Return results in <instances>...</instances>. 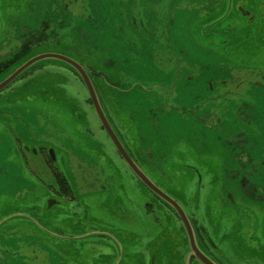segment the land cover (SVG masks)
Instances as JSON below:
<instances>
[{
	"label": "rangeland",
	"instance_id": "374dc122",
	"mask_svg": "<svg viewBox=\"0 0 264 264\" xmlns=\"http://www.w3.org/2000/svg\"><path fill=\"white\" fill-rule=\"evenodd\" d=\"M197 4L192 0H0V81L30 57L47 52L63 54L113 78L118 86V91L113 93H108L105 85L97 80L102 101L124 144L138 157L145 175L173 198L185 214L195 218L196 223L204 219L225 260L233 264H264L260 253L244 254L237 244L234 235L248 223L247 219L239 221L224 200L221 205L210 204L209 199L219 196L220 191H228L236 198L233 177L222 179L216 170L205 174L203 164H192V159L186 161L184 157L188 149L197 150L204 136L211 134L203 133V118L199 113L202 101L194 94V84L184 82L193 69L187 73L181 68L183 62L179 61V55L183 47L180 42L179 45L174 42V63L168 68L167 75L166 56L159 54L153 58L148 55L153 50L147 44L151 39L165 38L168 22L173 23L174 37H187L188 31L189 38H195L192 45L197 51L215 53L207 40L201 42L207 34L204 21L199 17L201 13L196 12ZM150 7L158 12L159 26H154L153 30L146 25L148 21L135 13L140 8L149 15ZM166 11L172 12L170 19H167ZM133 21L137 29H134ZM111 22H128L129 25L118 29L116 25L109 26ZM237 46L239 50L234 49ZM221 47L223 56L235 54L234 58L238 59L237 53H242L243 45L229 42ZM109 54H113L112 58ZM39 63L34 67L37 71L21 73L0 94V118L12 119L9 130L0 128V220H10L0 226V264H39V253L53 252V240H56L48 237L43 228L54 236H76L68 242L77 245L85 243L87 238L96 240V235H107L108 231L122 228L136 234L137 241L131 247L133 252L146 249L155 229L148 225L145 201L153 203L154 213L159 217L169 211L114 159L113 149L100 132L94 115L83 104L86 96L79 80L54 60L45 59ZM37 79L40 86L49 89V94H41L29 87ZM184 86H187L184 90L188 99L178 102ZM58 92L62 99L64 95L71 99L55 100ZM244 109L242 119H238L233 128L240 129L246 136L254 134L253 148L264 154V94L253 93ZM248 109L252 110L249 112ZM247 114L255 117V121H244ZM13 135L31 142H44L58 152L57 155L67 157L71 165L79 163L83 169L86 165L82 157L88 155L94 169L87 167L86 171L106 175L105 167L109 168L112 172L110 182L115 183L109 187L112 191L95 190L83 195L78 206L60 210L57 225L44 223L43 227V222L32 216L41 208L42 191L37 181L24 172L22 164H15L17 154ZM213 139L210 141L214 143ZM221 140L226 142L224 138ZM185 163L196 168L202 183H198L197 175L183 165ZM209 165V162L205 163V166ZM228 166L224 165V170ZM215 178L223 182V189L219 190L221 186L218 189L214 183L206 190L205 182L212 183ZM109 198L117 199L105 210L104 200ZM21 214H29L28 220ZM162 219L165 226L166 219ZM250 223L248 230L254 240L247 245L256 250L264 245V228L255 216L250 217ZM109 241L115 242L114 238ZM92 242L95 247L100 245Z\"/></svg>",
	"mask_w": 264,
	"mask_h": 264
},
{
	"label": "flooded vegetation",
	"instance_id": "af4514ba",
	"mask_svg": "<svg viewBox=\"0 0 264 264\" xmlns=\"http://www.w3.org/2000/svg\"><path fill=\"white\" fill-rule=\"evenodd\" d=\"M192 3H198L196 12L201 13L199 17L202 22L204 21L202 24H204V32L207 34V38H202L201 42L207 40V44L214 47L213 50L215 53L204 54L202 51L200 52V50L197 51L193 46L195 38L190 39L188 31L187 37H174L173 23L167 21L168 25L166 23L167 30L165 38L163 36L158 38L160 41L151 39V43L147 44V47L153 50V52L150 51L148 55H153V58L159 54H164L166 56L167 64L165 67V74L167 75L168 68H171L174 63V42H176L177 45H179L178 42H180L183 47L182 53L179 55V61L184 63H182L181 68H184L187 73H191V69H193L192 74L187 75L184 82L194 84V94L197 95L198 100L202 101L199 113L203 118V122L201 123L203 133L207 131L213 135H207L209 137L204 136L200 146L197 147L196 144L197 150L190 148L189 151L188 149L184 157L186 161L188 158L192 159V164H203L205 167V174H210L212 170H216L217 174L221 176L220 178L222 179H225V176L233 177V188L235 189L236 198L228 191L224 193L220 191L219 196L209 199L210 204L213 202V204L217 203L221 205L224 201L226 203L228 202L234 210L233 214L239 217V221L247 219L248 223L241 226L234 235L237 244L239 247H242V253L247 254L256 251L260 253L259 255L264 259V245L256 250L249 247L250 245H247L252 244L254 240L252 238L253 235H251L248 230L251 224L250 217L255 216L261 220V225L264 228V154H260L258 151L254 150L252 143L255 137L254 134L246 136L240 129L236 130L233 128L236 127L235 125L238 119H242L241 115L244 114L245 110L244 105L252 100L253 93L264 94V0H192ZM126 8L127 7H125V9ZM148 10L151 11L149 15L144 14L140 8H138L135 13H138L144 20L148 21L146 25H149L153 30V27H157L158 25L156 21L158 12L157 9L153 7H150ZM130 11L131 10H129V12ZM166 14H168L167 19L172 17V12L166 11ZM122 15L127 16L124 12H122ZM132 24L134 25V29H137V24L134 21ZM140 24L144 25L142 22H140ZM114 25L121 29L123 25L128 26L129 23L114 22ZM205 28L209 29L206 31ZM157 30H159V27L155 32ZM229 42L243 45L242 50H240L242 53H237L238 59L234 58L235 54H226L223 56L220 53L222 44ZM238 48L239 46L234 49L239 50ZM42 54L32 56L24 61V63ZM55 54L63 55L60 53ZM108 56L112 58L113 54H109ZM50 61L52 60L50 59ZM54 61L68 69L75 79L79 80L86 96L83 104L88 106L92 115H94L100 132L104 134L105 139L113 149L114 159H116L122 167H126L131 173L102 129L95 115L90 97L80 77L69 66L62 62ZM39 62L40 61L33 63L24 70L22 74L29 70H31L32 73L37 71L38 69H34V67L40 65L41 63ZM80 65L85 69L95 89L104 114L107 115L113 128L117 130L116 124H114L112 118L108 116V110L102 101L97 80L105 85L108 93L117 92L118 86L113 78L109 79L105 73L94 71L91 67L84 66L81 63ZM39 83L38 79L33 80L29 87H32V89L36 91L39 90L41 94L42 92L44 94H49V89L45 86H40ZM9 86L10 84H8L6 88ZM186 87L187 86L182 87V93H179V98L178 96H174L175 99L178 98V102H183L188 99L184 90ZM6 88L2 89L0 94ZM63 98L65 100H70L71 96L64 95ZM64 99H62L61 93L58 92L55 100L62 101ZM248 110L250 112L252 109ZM11 120L10 118H0V128L9 130ZM243 120L246 122L255 121V117L247 114ZM117 132L126 151L145 174V170L141 167L138 157L124 144L118 130ZM13 136L14 143L16 144L15 152L17 154L14 160L15 164L19 165V163H21L24 172L31 175V177L37 181L42 191L43 202L41 208L35 210L32 216L43 222V227H45L44 223H55L57 225L58 221H56V219L60 216V210L68 206H78L80 201H82L81 197L83 195L92 193L95 190L103 192L107 189L112 191V188H109L115 185L114 182H110L112 172L106 167V175H103L102 172L97 174L94 173V171H86L87 167L94 169L91 161H89L88 155L82 157L86 165L83 169L79 163L71 165L67 157H64L60 153L57 155L58 152L50 146H46L44 142H31L28 139H22L20 135ZM212 137L214 138L215 144L210 141ZM222 138H224L226 142H223L221 140ZM209 147L213 149L211 150ZM147 157H151L150 152L147 153ZM254 161L255 163L253 164ZM206 162H209L211 165L205 166ZM212 162L214 165H212ZM226 164H229L228 170H224V165ZM183 165L187 166L188 169H192L193 173L198 177V183H202L193 165L187 163ZM260 169L262 171H257ZM229 179L231 178H228V180ZM214 183L215 187L217 186L218 189L219 186H221L219 190L223 189V182L220 180L217 181L216 178L212 183L205 182V189H211ZM85 186L86 189H84ZM94 186L96 189H91ZM145 189L153 196L152 198L155 201L161 203L164 209L169 211V213L159 217L154 213V208L152 207L153 203L151 201H145L144 208L145 215L148 216V225L155 229L154 236L146 249L137 253L133 252L131 247L134 246V242L137 241L136 234L122 228H116L110 231L113 234H110L108 231L107 235H96V240L92 241L100 244L97 247H95L93 242L88 238L85 240L80 238L83 239L85 243L77 245L75 242H68L75 239L76 236H69V238L66 237V235H60V237L54 236L51 232L43 228L42 230L49 234L48 237H53L56 240L50 238L53 240V252H40V259L37 260V262L39 264H202L191 251L188 233L179 217L170 207L165 205L147 190V188ZM116 199L117 198L105 199V210L114 205ZM182 210L185 212L183 208ZM28 215L29 214H21L20 216L28 220ZM186 215L192 226V234L196 249L215 264H233L231 261H227L223 258L220 245L212 240V235L210 230L206 228L204 219H200L199 222L196 223L195 218L190 214L186 213ZM163 217L166 219L165 226L162 224ZM9 221L10 220H6L5 218L0 220V226ZM214 223L217 222L214 221ZM98 224L100 225L99 222ZM141 225L145 228L144 224ZM219 236L220 238L223 237V235L221 236V231H219ZM109 238H114L115 242L111 244Z\"/></svg>",
	"mask_w": 264,
	"mask_h": 264
},
{
	"label": "water",
	"instance_id": "95a60500",
	"mask_svg": "<svg viewBox=\"0 0 264 264\" xmlns=\"http://www.w3.org/2000/svg\"><path fill=\"white\" fill-rule=\"evenodd\" d=\"M109 26H114V22L109 23ZM119 29V28H118ZM42 34V33H41ZM40 34V35H41ZM45 59H52L59 62L64 63L65 65L69 66L73 71L77 73V75L82 80L85 89L90 97V100L93 105V109L95 112V115L106 133L107 137L109 138L110 142L112 143L113 147L121 157V159L125 162L128 169L131 171V173L136 177V179L145 187L147 190H149L155 197H157L161 202H163L165 205L170 207L175 214L179 217L180 221L182 222L184 228L186 229L189 241H190V247L193 255L196 257L198 261H200L202 264H215L213 261L207 259L204 257L195 247V241L192 234V226L189 221V218L185 214V212L182 210V208L179 206L177 202H175L171 197H169L166 193H164L162 190H160L144 173L143 171L137 166V164L133 161L132 157L129 155V153L126 151L123 143L121 142L117 132L109 122L107 115L104 114L103 109L100 105L99 99L97 98L95 89L89 79V77L86 74L85 69L74 60L65 57L63 55L55 54V53H45L42 55H39L35 58H32L25 62L23 65L18 67L16 70H14L9 76H7L5 79L0 81V91L4 89L8 84H10L17 76H19L24 70H26L28 67H30L33 63Z\"/></svg>",
	"mask_w": 264,
	"mask_h": 264
}]
</instances>
